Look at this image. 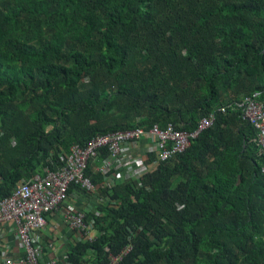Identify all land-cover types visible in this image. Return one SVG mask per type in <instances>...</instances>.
<instances>
[{"label":"trees","instance_id":"16d2710c","mask_svg":"<svg viewBox=\"0 0 264 264\" xmlns=\"http://www.w3.org/2000/svg\"><path fill=\"white\" fill-rule=\"evenodd\" d=\"M247 95L264 101V0H0V200L72 144L214 111L138 179L102 187L88 167L96 236L57 264L127 246L117 264H264V155L241 110L218 111Z\"/></svg>","mask_w":264,"mask_h":264},{"label":"built area","instance_id":"2783aa9c","mask_svg":"<svg viewBox=\"0 0 264 264\" xmlns=\"http://www.w3.org/2000/svg\"><path fill=\"white\" fill-rule=\"evenodd\" d=\"M228 109L242 111L256 130L254 141L259 154L264 155V101L247 95L220 106L218 111ZM215 120L216 113L211 111L199 118L192 130L177 128L169 122L163 127L153 124L148 129L135 127L111 131L92 137L83 146L72 144L67 152L57 153L54 168L46 167L44 174L23 181L11 197L0 200V226L15 223L25 252L23 258H7L3 264H57V257L46 254L43 231L49 224V216L59 211L66 226L79 240L95 239L94 223L86 222L85 211L73 206L62 207L72 186L81 189H75L74 195L82 198L98 193L96 184L86 173L88 167L103 175L102 187H113L124 179H138L149 167L144 162L146 153L156 154L155 163L182 153L192 139L213 126ZM92 211L97 213L96 205ZM130 250L131 246H127L119 254L110 255L109 264H117Z\"/></svg>","mask_w":264,"mask_h":264},{"label":"crops","instance_id":"0c3cea01","mask_svg":"<svg viewBox=\"0 0 264 264\" xmlns=\"http://www.w3.org/2000/svg\"><path fill=\"white\" fill-rule=\"evenodd\" d=\"M99 196L97 193L89 198H82L72 192L62 207L65 209L66 206H73L75 209L92 211L99 203ZM61 216V211L49 216V224L43 231V241L47 255L63 260V256L74 241L75 234L66 226ZM15 229L16 225L13 222L0 226V264H3L7 258L20 259L25 255Z\"/></svg>","mask_w":264,"mask_h":264},{"label":"rangeland","instance_id":"374dc122","mask_svg":"<svg viewBox=\"0 0 264 264\" xmlns=\"http://www.w3.org/2000/svg\"><path fill=\"white\" fill-rule=\"evenodd\" d=\"M98 200H99V202H101V197L100 196L98 197Z\"/></svg>","mask_w":264,"mask_h":264},{"label":"clouds","instance_id":"9594fccd","mask_svg":"<svg viewBox=\"0 0 264 264\" xmlns=\"http://www.w3.org/2000/svg\"><path fill=\"white\" fill-rule=\"evenodd\" d=\"M78 239V238H77ZM79 240V239H78Z\"/></svg>","mask_w":264,"mask_h":264}]
</instances>
